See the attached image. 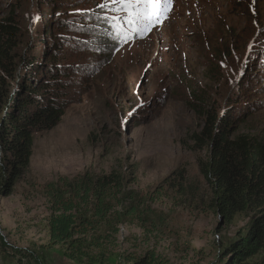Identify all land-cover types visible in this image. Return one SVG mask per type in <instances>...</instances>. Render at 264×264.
I'll return each mask as SVG.
<instances>
[{
    "label": "rangeland",
    "instance_id": "374dc122",
    "mask_svg": "<svg viewBox=\"0 0 264 264\" xmlns=\"http://www.w3.org/2000/svg\"><path fill=\"white\" fill-rule=\"evenodd\" d=\"M168 9L149 23L143 5L126 10L115 0H0V18L12 14L20 27V54L51 55L69 97L60 123L34 136L26 173L0 196V264H18L17 251L24 264L29 255L79 264L49 246L45 187L107 174L125 158L135 165L130 188L151 198L154 214L118 226L95 264H132L147 251L163 264H230L224 250L248 219L226 223L209 208L203 154L187 141L201 125L189 101L202 93L238 132L264 138V0H171ZM97 22L127 35L111 57L98 48Z\"/></svg>",
    "mask_w": 264,
    "mask_h": 264
},
{
    "label": "trees",
    "instance_id": "16d2710c",
    "mask_svg": "<svg viewBox=\"0 0 264 264\" xmlns=\"http://www.w3.org/2000/svg\"><path fill=\"white\" fill-rule=\"evenodd\" d=\"M104 24L102 27L97 22L93 28L101 44L98 48L111 57L127 35L112 33L114 25ZM20 37L14 15L0 18L1 197L9 196L28 170L34 136L60 123L69 98L62 73L47 65L51 55L40 56L37 47H31L36 50L33 56L21 55ZM36 41L44 47V39ZM192 96L189 109L201 125L187 141L192 152L203 154L196 162L210 192L208 206L226 223L239 216L248 219L228 243L223 259L228 258L230 264H264V138L238 132L237 121L227 112L219 111L202 93ZM125 159L107 174L85 171L46 185L49 246L60 247L68 260L79 264L102 262L107 245L115 242L118 226L154 214L145 205L151 198L140 197L130 188L135 181V165ZM178 178L183 182L184 172ZM17 252L25 257L24 252ZM24 257L18 264H24ZM26 257L31 260L27 264H41L32 255ZM128 261L163 264L153 251Z\"/></svg>",
    "mask_w": 264,
    "mask_h": 264
},
{
    "label": "snow or ice",
    "instance_id": "6c2138e0",
    "mask_svg": "<svg viewBox=\"0 0 264 264\" xmlns=\"http://www.w3.org/2000/svg\"><path fill=\"white\" fill-rule=\"evenodd\" d=\"M126 10H133L143 5V11L139 13L145 20L151 23L153 17L157 20L166 13L171 0H115Z\"/></svg>",
    "mask_w": 264,
    "mask_h": 264
}]
</instances>
